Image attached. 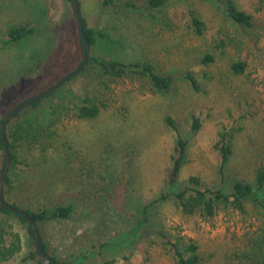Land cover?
<instances>
[{
  "label": "rangeland",
  "instance_id": "rangeland-1",
  "mask_svg": "<svg viewBox=\"0 0 264 264\" xmlns=\"http://www.w3.org/2000/svg\"><path fill=\"white\" fill-rule=\"evenodd\" d=\"M101 1L79 0L86 23L110 38L99 39L90 55L150 63L172 77L173 86L160 94L141 79H125L99 89L96 95L106 107L96 118L60 117L44 152L20 150L8 200L31 211L73 206L69 219L39 225L49 252L63 264L113 259H118L114 264H176L161 232L193 241L201 264H241L238 256L247 239L264 229L260 200L244 201V214L221 210L210 220L184 214L170 200H156L170 191L166 176L175 137L166 116L187 141L179 184L198 176L206 187L225 193L232 180L255 185L264 151V0H233L254 17V26L245 30L226 21L220 6L202 0L169 3L162 13L167 28L157 23L160 14L154 13L155 25L137 15L138 9L149 11L141 5L144 0H114L106 7ZM189 9L206 23L204 36L186 26ZM26 24L36 26L37 33L5 44L7 29ZM221 39L230 46L212 51ZM80 46L69 0H0V119L76 68ZM209 53L214 61L203 65L200 59ZM232 60L246 63L243 74L230 72ZM187 73L196 78L198 90L185 80ZM89 79L83 72L41 104L70 101L71 93L87 89ZM192 117L200 122L196 132L190 130ZM223 131L233 134V153L221 181L214 145ZM3 159L0 150V168ZM3 219L20 237L22 252L0 264H32L24 261L34 245L26 225L14 215Z\"/></svg>",
  "mask_w": 264,
  "mask_h": 264
},
{
  "label": "trees",
  "instance_id": "trees-1",
  "mask_svg": "<svg viewBox=\"0 0 264 264\" xmlns=\"http://www.w3.org/2000/svg\"><path fill=\"white\" fill-rule=\"evenodd\" d=\"M69 1L71 3V0ZM173 1L174 0H144L141 5L148 8L150 12L147 10L148 13H146L145 10L138 9L137 15L140 14L141 18L155 25L154 21L156 20V15L154 13L162 15L165 7ZM202 1L211 5L217 4L218 9L220 6L224 19L239 29H251L254 26V17L252 14L240 9L233 0ZM113 2L114 0H102L101 6L106 7ZM131 7L134 9L137 8V6L132 4ZM162 16H164L163 19L157 20V23L161 25V27L167 28L166 26H168L169 21L165 15ZM186 26L195 36H204L207 32L206 23L190 9L187 12ZM37 31L38 29L36 26L27 24L9 28L5 32V44H18L27 37L37 33ZM83 33L90 44V49L101 38L110 41V38L108 39L106 34H103L95 27L89 26L84 18ZM229 46L230 43L225 42L223 39L216 40L212 45V51L224 52ZM80 51L82 53V45L80 46ZM80 57V61L76 67L82 60V56ZM213 61L214 56L211 53L204 55L200 59L203 65H208ZM245 69L246 63L244 61L232 60L229 63V70L235 75L243 74ZM83 72H87L88 76H91L89 85L84 91L79 89L75 94L71 93L70 101L66 103L42 105V99L35 102L9 121L6 128V138L12 161L3 182V195L10 205L21 208L18 204L10 202L7 198L10 189L13 188L14 180L17 178V175L14 174V167L20 163L18 160V153L22 149L33 150L36 148L44 152L57 134V127L55 128V126L60 120V117L71 115L73 118L79 120L96 118L100 111L106 107L104 103L98 100L96 92H98L99 89L109 90V83L112 82L125 79H141L147 83L152 92L160 94L169 93L174 82L172 77L158 73L150 63H125L91 55L89 56L88 63ZM184 78L194 90H198L197 80L192 74L187 73ZM64 85L65 83L61 87ZM24 112L25 114L23 115ZM191 119L192 124L190 130L196 132L200 127V122L195 117ZM1 121L2 119H0V124ZM164 122L175 137V147L171 156V166L166 176V183L170 191L161 193L156 202L170 200L182 213L187 215H198L206 220L212 219L216 213L221 210L237 211L240 214H244L246 213L244 206V201L246 200H260L259 203H261L264 208V151L262 160L255 169L254 186L241 180H232L228 185L230 186V193H225L223 189L213 190L206 187L198 176H190L186 181L179 184L180 173L186 161L187 141L179 131L178 124L171 116H166ZM214 148L219 156L217 174L222 181L225 179V169L233 153V134L226 131L219 133ZM0 150L3 151L1 142ZM145 207L147 208V206ZM23 210L31 215L37 224L42 246L49 255L51 264H63L54 254L49 252L48 245L42 237L39 225L49 220L69 219L73 211V206H56L51 211L47 209H39L37 211H31L29 209ZM10 215L14 214L4 210L0 206V263H6L16 259L22 252V241L20 237L9 231V227L3 219V216ZM14 216L21 224L26 225L28 235L34 244L30 226L21 217L17 215ZM161 237L164 240L165 247L168 248L167 250L172 254L176 264H201L198 245L193 241L185 240L181 237H171V239H169L170 237L163 232H161ZM238 258L241 264H264V229H261L259 233H255L251 238L247 239V243L242 247ZM26 260L32 262V264H40L35 245H33V250H30L26 255L24 261ZM117 260L118 259H113L104 264H114Z\"/></svg>",
  "mask_w": 264,
  "mask_h": 264
},
{
  "label": "water",
  "instance_id": "water-1",
  "mask_svg": "<svg viewBox=\"0 0 264 264\" xmlns=\"http://www.w3.org/2000/svg\"><path fill=\"white\" fill-rule=\"evenodd\" d=\"M71 3H72L74 13H75L77 33H78V36H79V39L82 45V60L80 64L73 70L66 73L56 82H54L51 86H49L43 92L33 97H30L22 101L21 103L17 104L5 115V117L2 119L1 124H0V142H1V146H2L3 154H4L3 164L0 168V206L4 210L24 219V221L30 226L32 235H33L34 245L38 253V259H39L40 264H51V262H50L49 255L47 254V252L42 246L37 224L31 217V215H29L25 210L15 207L13 205H10L5 200L4 195H3V182L7 174V171L10 167L11 161H12L11 153H10L9 146H8V141L6 138V128H7L9 121L14 119L16 115L26 110L27 108H29L35 102L40 101L44 99L45 97L49 96L50 94H52L54 91L60 88L64 83L68 82L70 79L81 74L84 68L86 67L88 60H89V56H90V44L83 33V17H82L81 5H80L79 0H71Z\"/></svg>",
  "mask_w": 264,
  "mask_h": 264
}]
</instances>
